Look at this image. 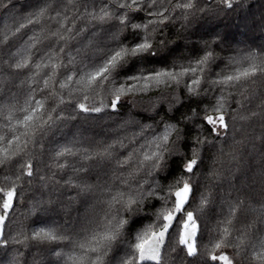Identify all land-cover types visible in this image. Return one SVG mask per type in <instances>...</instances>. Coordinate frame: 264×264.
<instances>
[{"label":"snow or ice","instance_id":"1","mask_svg":"<svg viewBox=\"0 0 264 264\" xmlns=\"http://www.w3.org/2000/svg\"><path fill=\"white\" fill-rule=\"evenodd\" d=\"M88 2L38 0L30 11L14 17L12 24L0 31V71L6 67L19 75L27 70L21 80V86L27 84L25 92L13 93L4 101V89L0 88V170L17 168L15 179L4 175L0 186V248L27 247L30 242L54 245L49 252L56 257V264H169L171 253L177 249L186 257L203 255L204 264H236L226 249H243L255 227L249 224L242 230L234 229V222L245 210L244 201H223V218L211 229L202 217L212 211L216 201L211 182L220 179L215 165L225 154L224 145L230 138L235 143L236 122L250 119L240 110L259 98L260 111L251 115L264 119V50H237L235 55L221 57L219 53H224L225 48L230 50V40L215 29L200 35V43L185 41L197 36L199 28L187 30L198 18L212 12L235 11L242 0H213L215 8L207 6L208 0H102L99 8L93 5L91 10ZM70 9L75 10L72 17L67 15ZM47 20L58 25L49 32V37L60 45L58 48L50 46L38 62L33 61L32 50L41 42L34 33L28 36L23 51L4 52L11 38ZM76 20L97 27V33L65 60L61 55L65 48L60 42L67 44L86 31V27L76 29ZM177 22L179 29L173 30ZM172 36L180 38L173 41ZM220 65L223 68L213 73V66ZM153 89H179L183 98L175 91L169 93V111L173 115L157 125L150 139L144 134L152 126L137 125L139 132L131 138L105 143L97 150L63 144L53 153L56 160L79 157L81 166L72 168L77 176L87 174L93 167L87 162L111 163L115 159L111 183H76L71 178L66 181L78 190L77 195L97 190L101 194L97 200L102 206L100 212L88 220V226L76 230L53 222L12 235L11 214L24 190L18 182L25 177L26 183L33 182V160L37 150L40 154L46 151L44 140L48 134L80 116L119 114L125 104L135 107L136 98ZM209 91L217 94L214 102L205 103L203 98ZM186 103L195 105L190 108L191 115L180 113ZM139 139L145 142L133 147L123 159L116 155L117 147L128 146L125 140L135 145ZM211 148H217L215 158L208 156ZM206 159L212 160L205 177L210 183L199 191ZM58 167L65 169L68 165L61 163ZM147 177H152L151 182ZM193 200L198 204L189 210ZM54 203L41 200L38 206ZM259 213L260 223L264 224V205ZM234 230L239 233L235 237ZM206 232L209 242L202 253L198 242L205 239ZM252 248L249 264H264V235ZM17 253L11 264H21L19 249Z\"/></svg>","mask_w":264,"mask_h":264},{"label":"trees","instance_id":"2","mask_svg":"<svg viewBox=\"0 0 264 264\" xmlns=\"http://www.w3.org/2000/svg\"><path fill=\"white\" fill-rule=\"evenodd\" d=\"M37 2L38 0H0V31L4 30L5 25L12 24L14 17H19L26 14V11H30L31 6H35ZM101 2L102 0H89L88 8L91 10L93 5L99 8ZM207 6L216 7L213 0H208ZM83 10L84 6L81 4L80 11L83 12ZM51 14L55 15V12L53 11ZM74 14V9L67 12L70 17ZM42 26L44 27L43 32H41ZM179 26L180 22H177L173 30L179 29ZM57 27V23L52 20L42 22V25L29 26V28L22 30L21 34L10 39L9 44L4 47V52L23 51L28 36L35 33L39 35L41 42L37 44L36 49L32 50L35 54L32 60L38 62L40 56L48 51L50 46L56 48L60 46L56 44L55 38L49 37V32L55 31ZM75 27L76 29L86 27V31L80 35H75L67 44L60 42L65 48V52L61 54L65 60L68 54L75 55L76 49L84 46L86 41L97 33V27L87 25L86 21L83 20H76ZM198 28L197 36L186 40L185 43H200L198 38L200 35H203L206 30L215 29L222 34H227L230 40V50L225 48L224 53H219L221 57L235 55L237 50H264V0H242V3L235 7V11L209 13L207 16H202V18H198L193 22L187 32ZM180 32L187 35V32L183 29H180ZM170 38L176 41L180 37L172 36ZM221 47L225 46L221 45ZM184 54L188 55V52L185 51ZM5 58L7 57L5 56ZM221 68H223V65H220V67L213 66V73L220 71ZM26 74L27 70L17 75L6 67L3 71H0V88L4 89V101L9 100L13 93H23L27 90V84L21 86V80L25 79ZM57 90H59L58 85ZM173 91H175V95L182 96L179 89H153L147 95L137 97L138 103L135 107L125 104L119 114L106 112L104 114H93L91 117L80 116L75 121H67L59 125L52 133H49L44 140L46 151L44 154H40L37 150L36 158L33 160V182L26 183L27 177L18 182L23 184L24 190L15 206V210L11 214V223L9 224L11 234L15 235L21 229L30 231L33 227L44 226L53 222L76 230L87 227L88 220L94 214L100 212L102 206L97 204V200L101 197V194L97 190L87 195H77L78 190L71 187L66 181L71 178L76 183L81 180L93 185L103 184L106 180L111 183L110 178L115 169V159L111 163L107 161L87 162L93 167L87 174L82 173L77 176L73 173L72 168L81 166L80 158L67 157L56 160L53 153L57 146L69 144V146L75 145L77 149L94 151L105 143H111L125 137L131 138L134 133L139 132L137 125L152 126L151 129H146L144 134L145 138L150 139L153 132L156 131L157 125L173 115V112L169 111L171 99L169 93ZM216 94V92L209 91L207 96L203 98L205 103L214 102ZM153 104H155L156 110H153ZM194 106V104L186 103L180 109V113L191 115L190 108ZM203 106L204 104L200 105L201 108ZM233 106L235 107V105ZM157 111L159 112L158 115ZM240 111L249 116L250 119L237 121L234 136L235 143L233 144V140L230 138L228 144L224 145L225 154L215 165L220 173V179L211 182L214 185L213 194L216 201L211 206L212 211L204 215L202 219L211 229L219 219L223 218L221 215L223 201L243 200L245 210L240 214L239 220L234 222V229L242 230L249 224H254L255 227L250 231L248 244L243 249L229 247L226 251L229 255L234 256L236 264H249L253 252L252 245L256 243L261 235H264V231H261V229H264V224L260 223L259 213L261 206L264 205V140H262V137H264V119H261L259 115L255 117L251 115L253 111L257 113L260 111L259 98L246 104L245 109ZM180 113L175 115L179 116ZM124 142L128 145L126 148L117 147L116 149V155L121 159L133 147H139L141 143H144L145 139L137 140L135 145L129 144L128 140ZM216 154L217 148H211L208 152V156L212 158H215ZM61 163H66L68 167L60 169L58 164ZM211 163V159H206L205 167L198 181L199 191H204V185L210 183L205 177L207 176L208 165ZM16 171L17 168L12 166L0 170V186H3L4 175H12L15 179L14 173ZM122 171L126 172L127 169ZM147 179L151 182L152 177H147ZM41 200H52L55 203L52 205L46 204L41 208L38 206V202ZM197 204L198 200H193L192 207L189 210H194ZM226 211L227 205L224 204V212L226 213ZM238 234L234 230L233 237ZM208 242V233L206 232L205 239L198 242L202 253L204 252V245H208ZM172 246H175L174 241H172ZM52 247L54 245L30 242L27 247L13 245L6 249L0 248V264H11L12 259L18 255L17 249H19L21 264H56V257L49 252ZM204 259L203 255L200 258L186 257L183 252L177 249L176 252L171 253L169 264H189V261L193 260L196 264H204ZM208 264H213V262L208 261Z\"/></svg>","mask_w":264,"mask_h":264}]
</instances>
